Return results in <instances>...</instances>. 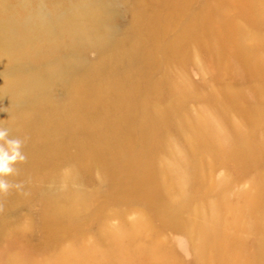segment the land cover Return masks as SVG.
<instances>
[{
	"label": "rangeland",
	"instance_id": "374dc122",
	"mask_svg": "<svg viewBox=\"0 0 264 264\" xmlns=\"http://www.w3.org/2000/svg\"><path fill=\"white\" fill-rule=\"evenodd\" d=\"M183 1H2L10 22L0 28V80L73 69L43 93L32 87L14 122L0 101V126L26 140L27 156L8 177L22 188L0 194V264H264V0ZM82 7L111 30L90 37ZM50 19L67 26L56 41L40 35ZM22 27L38 39L31 53L10 43ZM102 67L101 83L136 90L150 112L125 109L128 96L99 80L87 87ZM69 87L87 89L79 113ZM40 97L45 118L57 104L69 120L59 136L71 164L55 165L44 146ZM118 133L123 142L110 147ZM80 148L106 168L74 159Z\"/></svg>",
	"mask_w": 264,
	"mask_h": 264
},
{
	"label": "bare ground",
	"instance_id": "6f19581e",
	"mask_svg": "<svg viewBox=\"0 0 264 264\" xmlns=\"http://www.w3.org/2000/svg\"><path fill=\"white\" fill-rule=\"evenodd\" d=\"M0 1L2 2L3 0H0ZM6 2H5V4H6ZM183 2L186 3V0ZM5 4L2 2V4L0 5V9L3 11H8L10 7L8 5H5ZM98 4H99V6H101L102 2L99 1ZM151 5H152L151 3L150 4L148 3V5H147V2L141 4V6L143 8H146V9L151 7ZM135 6H137V3H135ZM82 9H83V7H82ZM80 11H81V14H86L84 17H91V19L93 21L95 32L93 31V33H91L92 35H90V37L92 36V37L96 38L97 33L99 31H103L104 29L111 30L109 21L106 20L104 17H100L99 15L96 16L94 14L93 9L89 10L86 8V9H83ZM3 15L4 16L0 15V28L3 26V23L7 24L10 22L9 17H7V15H6V12H3ZM58 20H52L51 21V19H50L49 20L50 25L49 26H43L41 29L40 35L45 36L48 39H54L55 41L59 37L64 36L65 33H61V31L63 30V28H65V27L67 28V26L62 24L61 21H58ZM27 21L25 20V24H28L29 21L28 22ZM10 33H12L13 34L12 36L15 38V39H12L10 41V43L15 46L14 51H22V52H27V53H31V51H34L37 40H38L37 37H33V35H30V33L28 31H26L23 27L15 30V32L12 31ZM2 34H5V33H2ZM2 34H1V29H0V35H2ZM38 38H39V36H38ZM95 38H93V39H95ZM110 53L111 54H117V53H115V50L114 51L112 50V52H110ZM145 57L152 59V57L149 55H145ZM102 68H103V70H101V71L98 68L96 70H92L89 72V74L87 76L88 79H87V81H85L86 84L88 82L87 87L88 86L92 87V88L95 87L96 81L99 80L100 81L99 85H101L100 88H103V87L110 88V89L114 90L117 94L122 93V94H125L128 96V99L124 102V105H125L124 108L125 109H126V107L129 108V107H132V106L138 104L139 108L142 110V112H144L143 115H147V113L150 112L149 107L145 103L140 104L138 102V92H136V90H130V91L125 92L124 89L119 85H112L109 87V86L101 83V81H102L101 80V74H102L101 72L108 70V69H104V67H102ZM72 69H73V67L71 65H69L68 63H63L62 66H60L59 68L44 67L40 73L31 77L30 80L26 79V81H20V82L0 80V101H4L7 104L9 102L11 104L7 109V112L9 113V114H7L8 117L11 118V120L14 122L18 118H21L23 113L26 112L28 107L31 106L32 100L29 97H30V90L32 87L39 88L40 90H42L41 93H43V90L45 89V86L47 83L53 82L55 78H60V75H62L63 73H67V71H70ZM13 76L14 75H12V78H13ZM76 78H77V75H74L73 79H76ZM59 81H60V79H59ZM70 88L71 87L67 88V90L69 93V97L71 99V103H73L72 112L79 113V110H81V108H82L81 104H82V101H84L87 89H84V87L83 88L76 87L75 89H70ZM13 93L14 94L15 93L20 94L21 96H23V98H25V100H22L21 102H17V103L8 101V100H10L9 96L12 95ZM42 96H44V95H42ZM44 98L45 97H40V98L33 101V105L36 107L35 112H34L35 119L42 122L41 124L43 126L47 127V130H43L41 127L38 128V131L40 132V134L42 136L47 137L45 139L48 142L44 146L47 147L48 152L52 156V159L55 157H57L59 159L58 163L55 165H59L60 163L62 165L71 164V162H72L71 158L64 156L63 150H60V146L62 147V149H67L68 147H66V144L64 143L66 141H63L64 138H60V136H59V134H61L60 132L66 131V128L63 125L66 124V121H69V120H68V118L63 119V115L59 111L60 105H57V104L52 105V115L49 116V118H45L44 115L41 114V111H40L42 104L45 102ZM120 110H121V108H120ZM54 121L56 123L58 122L61 125L57 124L55 126L53 125L52 127L50 126L51 128L54 127L55 130L52 131L53 133L51 135H48L51 131V130H49L50 127L48 126V124L55 123ZM144 121H146V119H144ZM29 129H30V127L28 128V126H27L26 130H29ZM66 133H67V135H71L72 130L69 129V130H67ZM121 135H120V133H118L117 136L110 137V142H109L110 147L115 146V145H120L123 142V137ZM107 147H109V146H107ZM80 149H81V151H79L78 155L74 156V159H76L78 157L79 159H82L87 163H93V164L95 163V165L99 166L102 169H104V167L106 168L105 163H102L96 159L93 160L92 157H90L91 155L89 154L88 150L82 149V148H80ZM111 151L113 153L114 150L113 149L110 150L109 154H111ZM132 165H133L132 162H129V164H127V163L123 164V166L125 168L130 167ZM71 166H73V164ZM73 168H75V167H73ZM151 179H152V176L148 173H146V175H144L143 178H139V180H142L144 182L150 181ZM114 180H115V183H117L116 185L120 186V187H123L122 184H125V182H127V179L125 177H120L119 174L114 176ZM152 253L153 252H150L149 254L152 255Z\"/></svg>",
	"mask_w": 264,
	"mask_h": 264
},
{
	"label": "clouds",
	"instance_id": "9594fccd",
	"mask_svg": "<svg viewBox=\"0 0 264 264\" xmlns=\"http://www.w3.org/2000/svg\"><path fill=\"white\" fill-rule=\"evenodd\" d=\"M25 143V139L13 136L9 128L0 126V194L23 186L22 183H11L8 177L17 173V165L26 162Z\"/></svg>",
	"mask_w": 264,
	"mask_h": 264
}]
</instances>
